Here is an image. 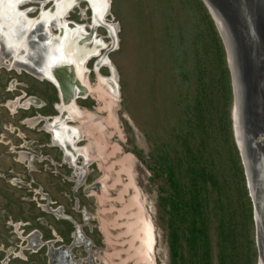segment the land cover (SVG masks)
Instances as JSON below:
<instances>
[{
	"label": "rangeland",
	"instance_id": "rangeland-1",
	"mask_svg": "<svg viewBox=\"0 0 264 264\" xmlns=\"http://www.w3.org/2000/svg\"><path fill=\"white\" fill-rule=\"evenodd\" d=\"M32 1L29 5L16 4L13 12L21 17L23 14L29 22L40 17L42 12L48 14L53 4L49 2L42 7L44 0ZM86 5L82 3L74 10L71 19L75 22L63 27L62 36L59 31H52L50 40H60L64 47L67 33L68 41L73 44L64 48L73 50L71 47L78 43V51H66L69 55L60 63L79 66L86 60L85 56L76 58L80 48H84V55L107 45L108 50L111 49L113 40L109 38L108 29L106 35L104 26H119L116 32L118 50L105 55L117 69L121 89L120 102L109 105L112 113L114 111L113 124L99 109L102 103L95 95L100 80L111 77L108 66L104 68L99 58L93 59L97 62L96 74L87 79L85 63L79 74L74 75L82 77L79 85L87 84L88 88L97 90L87 101H78V104L94 107L92 114L104 118L99 122L88 121V124H94V138L95 132L101 138L95 142L98 159L106 158L104 178L105 181L111 179L107 183L108 191L100 189L99 193H94V198L78 195L82 208L87 207L92 217L88 221L90 229L84 231L97 244L100 251L97 259L109 264H143L139 237L140 220L145 216L151 217L155 226V264H172L170 245L174 235L179 238L177 253L183 255V261L178 259L177 264H259L254 206L234 138V96L226 50L203 1L112 0L110 15L102 19L103 23L101 13L92 6L91 24L84 18L86 22L81 25L78 23H82L83 17L78 9H86ZM27 7L35 11L27 13L30 9ZM36 25L33 27L37 34L40 26ZM89 26L90 29L94 27L95 32L84 39ZM24 28L17 25L15 31L21 30L29 39L34 28H25L26 31ZM98 28L103 29L97 31ZM37 36L30 39H39ZM44 49L42 44L40 51ZM57 54L58 49L52 58H57ZM88 68L94 72L95 64L90 63ZM51 80L56 83L54 77ZM50 90V86L44 88L45 93L49 94ZM82 97L79 96L87 99V96ZM69 110L73 113L72 121L91 116L88 112H80L75 101ZM128 155L132 156V180L136 191L129 189L125 176L124 158ZM92 169L90 182L101 176L96 166ZM61 183L62 194L57 199L72 211L73 205L66 198L71 194V187L63 185V180ZM172 184L183 195L181 212L183 218L187 217L183 225L172 205L167 203V198L172 200L179 194ZM48 188L52 191L53 186ZM195 204L197 211L193 212ZM11 208L8 210L0 205V215L7 216L10 211L13 218H19L23 209L28 216L37 214L28 206ZM13 211L16 214L13 215ZM75 214L77 222L82 223L81 214ZM193 214L202 233L197 234L195 247L188 242L190 230L195 231L190 223ZM2 220L0 217V225H4ZM60 229L67 239L69 225H61ZM4 240V234L0 233V242ZM74 254L85 255L79 249H75ZM28 257L30 264H46L44 253Z\"/></svg>",
	"mask_w": 264,
	"mask_h": 264
},
{
	"label": "flooded vegetation",
	"instance_id": "flooded-vegetation-1",
	"mask_svg": "<svg viewBox=\"0 0 264 264\" xmlns=\"http://www.w3.org/2000/svg\"><path fill=\"white\" fill-rule=\"evenodd\" d=\"M78 10L82 18L81 10ZM83 10L87 17L85 19L90 20L91 24L92 16L88 5ZM71 14L70 23L75 22L71 19ZM85 19L82 18V23L78 24L83 25ZM38 26V33L34 31L35 27L29 39H26V52L21 55L23 59L17 61V67L21 71L8 70L5 66L0 68V80L5 81L0 82V205L8 210L11 207L22 209L28 206L37 211L36 215L28 216L23 209L24 215L22 216L21 211L19 218H13L10 211L6 212L7 216L0 215L3 219L1 223H4L0 225V233L5 238L0 242V264H30L29 255L33 257L43 253L46 264H109L97 259V254L100 253L97 244L84 231L85 228L90 229L88 221L92 217L87 207L82 208L78 197L81 193L83 197L94 198V193H99L100 189L108 191L107 183L111 179L102 181L107 168V164H104L106 158L98 159L96 142L101 138L96 132L94 138V124H88V121L99 122L104 118L92 114L94 107L87 108L78 104V101H87L89 94L87 99H76L75 104L80 112H88L91 116L84 117V120L82 117L77 118V121L71 120V106L64 107L60 84L56 80V77H60L61 67L55 64L61 58V42L55 44L51 41V31L46 23ZM100 29L103 28H98L97 31ZM104 30L107 35L108 31ZM87 31L90 33V26ZM31 36L39 39L31 40ZM46 36L49 40H46ZM0 40L2 59L1 57L11 55V52L7 50L6 39L4 42L3 39ZM42 44L44 52L40 51ZM57 49L59 54L53 59L52 55ZM92 62L96 68L97 62L93 60L85 64L87 79L93 73L96 74L95 70L89 71L88 65ZM53 67L58 70L55 75H51ZM67 72L65 71L66 74ZM71 75L72 73L68 76ZM51 76H54L58 85L51 80ZM80 77L76 76L75 79L82 84ZM46 86H50L49 94L44 91ZM11 104L14 106H9ZM94 166L101 176L90 182ZM62 180L63 185L71 187V194L66 195V198L73 205L72 211H68L57 199L62 194ZM49 185L53 186L52 191L48 188ZM75 213L81 214L82 223L77 222ZM14 214L16 213L13 211ZM64 224L69 225L67 239V235L60 229ZM75 249L81 250L85 255L74 254Z\"/></svg>",
	"mask_w": 264,
	"mask_h": 264
},
{
	"label": "water",
	"instance_id": "water-1",
	"mask_svg": "<svg viewBox=\"0 0 264 264\" xmlns=\"http://www.w3.org/2000/svg\"><path fill=\"white\" fill-rule=\"evenodd\" d=\"M53 1L49 0L48 2ZM202 1L215 22L226 50L234 96L232 112L234 138L243 161L247 186L254 206L259 264H264V0ZM69 2H75L78 5L87 3L90 9L93 8L91 5L93 0H69ZM62 3L63 0H55L49 9L48 16H57L59 4ZM108 8L110 9L111 6H108ZM220 22L225 28L228 38L221 31ZM39 24L42 25L43 22H39ZM104 29L107 30L105 26ZM227 39L230 41L233 50L234 69L230 60L231 54ZM55 41L54 43L57 44L60 40ZM76 41L78 42L77 39ZM78 45L76 43L75 46H70L73 50H66L61 45L63 48H61V58L56 63L59 64L64 60L65 55H69L66 54V51H78ZM107 49L108 47L105 48V50ZM116 50H118V46H112L109 55ZM60 67V77H56V80L60 84L62 99L64 101H75L79 98L81 92L87 94L86 87L84 89L82 85H79L74 75L68 77L65 73L68 69L65 66L60 65ZM115 70L117 71L116 68ZM236 85L239 86L241 96V125L244 135L245 155L242 153L236 134ZM118 94L121 95L120 91Z\"/></svg>",
	"mask_w": 264,
	"mask_h": 264
},
{
	"label": "bare ground",
	"instance_id": "bare-ground-1",
	"mask_svg": "<svg viewBox=\"0 0 264 264\" xmlns=\"http://www.w3.org/2000/svg\"><path fill=\"white\" fill-rule=\"evenodd\" d=\"M13 1L14 0H0V38L3 39L2 40L3 42L5 41L4 39H6L7 50L9 52H11V55H12V56L9 55L7 57H1L2 59H0V68L5 66L8 70L17 69V71L20 72L21 70L17 67L19 65V64H17V61H20L23 59V57H21V55L24 54V51L26 50V47H27L26 42L28 40V37L25 35V33L21 32V30L15 31L17 25L25 27L29 30H32V28H34L33 27L34 24H39V22H42L41 20L44 19V21H46V24H47L49 31L52 32V31L58 30L60 33V36H62L63 35V27L65 25H67L69 22V21H67V19L70 17V14L72 12H74V10L77 9L80 5H78L75 2H69V0H63V3L59 4V7H58L59 11L57 12V16H51L50 17V16H48L49 14L42 12L43 14L40 17L33 19L34 21L28 20L29 22H27L26 17H24L23 14H21L22 17L20 15H18V13L15 14L13 12V10H14L13 8L15 7L16 4H17L16 6L22 5V3L24 5H29V2H33V1L32 0H24L22 2H13ZM111 1L112 0H93V3H91V5L95 8H97L99 10V12L101 13V22L102 23L104 22L102 19H105L106 16H108L110 14V9L108 8V6H111V3H112ZM47 2H42L43 3L42 6H45L47 4ZM54 2H55V0L52 3H54ZM1 9H3V10H1ZM32 11H35V9L30 8L27 10V13L28 12L30 13ZM81 13H82V17L84 19L86 17L85 16V14H86L85 10H81ZM55 19H59L58 22H55L54 24L51 23ZM44 21H43V23H45ZM30 23H32V24H30ZM219 25H220L221 31L225 34V37L228 38V34L225 31V28L223 27L221 22L219 23ZM25 28H24V30L26 31ZM79 28H81V27H79ZM118 28H119L118 25H116L115 27L113 25L107 26V29L110 33L112 40H113V42L111 44L113 47L117 46L118 40L116 38V32L117 31L119 32ZM94 32H95V29L93 27V29L91 28V33L85 34L83 38L85 39L88 36H92V34H94ZM28 36H29V34H28ZM69 39L70 38H68L67 33H65L66 44L64 47H68L70 45L71 41H68ZM80 40H82V39H80ZM79 42H81V41H79ZM227 42L229 44V49H230V54H231L230 60L232 63V68L234 69L233 60H232L233 50L231 49L230 41L228 39H227ZM72 44L73 43H71V45ZM1 45L4 46L3 44H1ZM107 47H108V45H107ZM107 47H101L97 52H93L89 55H84V53H83L84 48H80L76 58L78 59L80 56H82V57L85 56L86 57L85 62L99 58L102 65L108 66V68L110 69L111 77L109 79L102 78L100 80L101 82H100L99 88L97 89L99 91H97L96 89H93L91 87L88 88L86 86L87 84L86 85L83 84L82 85L83 88L85 89V87H86V89H88V90H87V94L81 92L80 96L86 97V96H88V94H92V92L94 93V91H97V92H95V95L97 96V100L99 102L101 101V103H102L101 107H99V109L108 115L109 120H110V124L111 123L113 124V121H115V120H113L114 111L112 113V107H109V105L111 106L113 103L115 105V102H117V103L120 102L119 100H121V97H120L121 95L119 96L118 93H119V91H121V89H119L120 87L118 85L119 84L118 75L116 73L114 65H112V62L110 60L106 59L107 57L105 55L110 53V49L105 50V48H107ZM103 51H104V53H102ZM60 65L65 66L66 69H68V70H66V71H68L67 72L68 75L70 73H72V75H75V73H78V70L83 67V66H81L82 64L79 66L70 64L71 65L70 67L65 63H60L59 65L55 64V66H60ZM57 71L58 70L54 68V70H52L51 75H55ZM60 71H61V69H60ZM83 75H84V73H83ZM53 77L51 76V78H53ZM106 93H108L110 96L113 95L114 97L111 96L112 97L111 98ZM120 94H121V92H120ZM236 95H237V104H236V111H235L236 134H237L239 146L242 150L243 155H245L244 141H243L244 135H243V129H242V125H241V96H240L238 85H236ZM108 99H109V101H107ZM62 101H63L64 107L67 106L68 104H70L71 108L74 106V100L64 101L62 99ZM110 102H112V104ZM9 106H14V105L11 104ZM60 110H61V108H60ZM114 125H115V123H114ZM121 157H122V154H121ZM125 159H126V163L124 166L125 167L124 171L126 173L125 176L127 177V180L130 184L129 189H132V188L135 189V185L133 184V180H132L133 174L131 171V167L133 164L132 156L128 155L124 158V161H125ZM104 163L106 164L107 162L104 161ZM102 181H105V178H103ZM135 191H136V189H135ZM136 202H138L137 199H136ZM152 221L153 220H151V217L148 218L145 216H143L140 220L141 230H140V237H139L140 242L139 243H140V248H141V253H140L141 256L140 257L143 261V264H155L154 257L156 256L155 252H156L157 238H156L155 226H154ZM35 250H37V249H35Z\"/></svg>",
	"mask_w": 264,
	"mask_h": 264
},
{
	"label": "trees",
	"instance_id": "trees-1",
	"mask_svg": "<svg viewBox=\"0 0 264 264\" xmlns=\"http://www.w3.org/2000/svg\"><path fill=\"white\" fill-rule=\"evenodd\" d=\"M135 155V154H134ZM244 180V179H243ZM172 186H173V190L174 191H176V192H178L179 194H178V196L177 197H174L172 200L169 198H167V203H169L170 205H172V208H173V211H174V213H176L177 212V215L179 216V218H181V220H180V225H183L184 224V220L185 219H187V217L186 218H183L184 216H183V214H182V204H183V201H184V199H183V195H182V193L179 191V189H176L175 188V184H172ZM193 202H195V200L193 201ZM198 205H194V207L192 208V211L193 212H196L197 211V209H196V207H197ZM191 212V211H190ZM192 217H193V221L191 222L190 221V223H192V225H193V227H194V229H195V231L192 229V230H190V235H191V239H189V243L190 244H192L194 247H195V244H196V239H197V234H200L201 233V229H200V227H198V221H197V218H196V215L195 214H193L192 215ZM179 222V221H178ZM202 234V233H201ZM173 236V235H172ZM179 241V238H177L175 235L172 237V240H171V245H170V247H171V260H172V264L174 263V264H177V260L178 259H180V260H182V258H183V255H180V253H177V248H176V246H177V242ZM183 261V260H182Z\"/></svg>",
	"mask_w": 264,
	"mask_h": 264
}]
</instances>
